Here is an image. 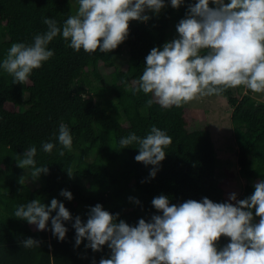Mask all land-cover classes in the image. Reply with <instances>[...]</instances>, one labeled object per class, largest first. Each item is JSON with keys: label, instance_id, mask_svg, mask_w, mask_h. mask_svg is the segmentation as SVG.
<instances>
[{"label": "trees", "instance_id": "trees-1", "mask_svg": "<svg viewBox=\"0 0 264 264\" xmlns=\"http://www.w3.org/2000/svg\"><path fill=\"white\" fill-rule=\"evenodd\" d=\"M197 2L182 0L179 8H173L165 0L159 15L148 11L147 22L130 21L126 39L109 53L76 52L67 46L70 41L58 36L48 45L53 57L34 69L25 85L14 84L13 77L0 67V264H99L102 258H110L107 245L93 251L86 247L87 239L79 246L75 242V218L86 223L90 208L97 204L113 215L119 213L118 221L135 226L140 219L150 222L153 215L162 214L151 203L160 195L168 197L170 205L204 197L228 202L208 128L189 129L183 105L164 109L153 102L147 107L152 94L128 91L142 75L150 51L179 38L176 26ZM210 7L215 5L210 3ZM77 9L78 0H0V65L13 43L30 44L34 34L46 31L44 18L62 25ZM123 51L128 60L117 67L114 60ZM100 63L109 69V82L101 75ZM94 77L105 90L91 82ZM220 96L232 108V127L240 131L235 143L238 172L244 180L238 200H243L253 194L255 183L264 180V102L249 90L241 93L240 86ZM61 122L68 125L73 138L72 151L65 150L63 157L57 151L61 146L52 140ZM153 125L172 139L155 178L150 177L155 166L135 160L138 147L119 145L120 138L132 132L146 136ZM43 142L56 143L51 154L43 152ZM33 145L37 166L49 168L48 174L35 181L31 169L17 165V158ZM68 167L74 173L71 178ZM62 190L70 191L73 199L61 196ZM53 198L72 215V220L64 221L68 231L63 241L53 235L51 219L45 230H39L13 215L17 205L35 199L50 205ZM258 221L254 216L253 222ZM29 237L39 241V246L23 248L21 242ZM228 243L230 238L221 237L217 247Z\"/></svg>", "mask_w": 264, "mask_h": 264}, {"label": "clouds", "instance_id": "clouds-1", "mask_svg": "<svg viewBox=\"0 0 264 264\" xmlns=\"http://www.w3.org/2000/svg\"><path fill=\"white\" fill-rule=\"evenodd\" d=\"M181 3L170 0L173 8ZM165 7V0H78L77 11L62 25L44 18L46 31L34 34L32 43H13L0 67L13 77L14 84L25 85L33 70L53 57L48 45L58 36L70 41L67 46L76 52L109 53L126 39L130 21L147 22L150 16L144 14L146 11L159 15ZM176 29L179 38L162 49L153 48L145 58L142 75L128 87L133 94H152L147 107L153 102L164 109L181 107L198 97L220 95L239 86L264 93V0H198L189 6ZM52 140L61 146L59 156L63 157L65 150L72 151L67 124H59ZM171 143V137L154 125L144 137L132 132L119 140L122 149L139 148L137 162L155 166L151 178L157 175ZM54 148L56 143H42L45 153L51 154ZM36 155L33 145L17 158L18 167L31 169L32 181L49 173L47 166H37ZM67 172L70 178L74 176L71 167ZM19 183L24 184V177ZM254 189L243 200H238L236 193L230 194L229 200L235 204L204 197L202 201L189 199L170 205L168 197L160 195L151 203L162 214L153 215L150 222L140 219L135 226L118 221L119 213L113 215L97 204L90 208L86 223L79 216L75 218L76 246L85 239L89 242L86 247L93 251L107 245L111 257L102 258L99 264H264V180L255 183ZM60 195L73 199L68 190ZM52 212L56 215L51 216ZM13 215L39 230H45L51 219L53 235L59 241L68 231L64 221L72 220L64 203L55 198L50 205L40 199L17 205ZM254 216L259 217L258 223L253 222ZM221 237L230 238V243L218 249ZM21 244L33 248L40 242L29 237Z\"/></svg>", "mask_w": 264, "mask_h": 264}, {"label": "rangeland", "instance_id": "rangeland-1", "mask_svg": "<svg viewBox=\"0 0 264 264\" xmlns=\"http://www.w3.org/2000/svg\"><path fill=\"white\" fill-rule=\"evenodd\" d=\"M146 11L144 14H147ZM128 60V54L123 51L118 55L114 64L117 67H123ZM99 70L105 82H109V69L102 63L99 64ZM92 77V75H91ZM93 84L104 89L98 77L91 79ZM105 90V89H104ZM241 93L247 90L240 86ZM251 92V90H249ZM253 97L259 102H264V93H253ZM11 107V103H7ZM184 116L188 122L189 129L196 126L207 127L215 150L216 165L219 169L220 185L223 188L224 196L228 202L230 194L236 193L239 198L244 185V180L238 172L236 163V143L235 138L240 131L233 128L230 122L232 108L228 105L227 100L220 95L198 97L191 102L184 104ZM235 204V202H232Z\"/></svg>", "mask_w": 264, "mask_h": 264}]
</instances>
